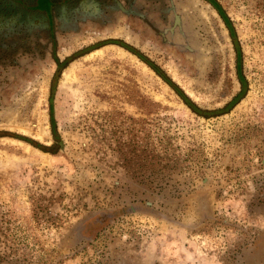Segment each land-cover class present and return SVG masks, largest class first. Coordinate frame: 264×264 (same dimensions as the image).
Returning <instances> with one entry per match:
<instances>
[{
    "label": "rangeland",
    "instance_id": "rangeland-1",
    "mask_svg": "<svg viewBox=\"0 0 264 264\" xmlns=\"http://www.w3.org/2000/svg\"><path fill=\"white\" fill-rule=\"evenodd\" d=\"M217 1L243 86L206 0L0 18V264H264V0Z\"/></svg>",
    "mask_w": 264,
    "mask_h": 264
},
{
    "label": "trees",
    "instance_id": "trees-1",
    "mask_svg": "<svg viewBox=\"0 0 264 264\" xmlns=\"http://www.w3.org/2000/svg\"><path fill=\"white\" fill-rule=\"evenodd\" d=\"M207 2H209L219 13V15L222 17L224 23L226 24L227 28L229 29L230 35L232 37L233 43H234V47L236 50V57H237V70H238V80L240 82V84L243 86L244 85V77L241 75L240 73V66H239V56H240V48L238 45V42L235 38V33L233 30V27L231 25L230 19L228 18V16L225 14L224 10L222 9L221 5L219 4V2L217 0H206ZM46 12V10H45ZM109 42H115L120 44L121 46H123L126 49H129L130 51H132L133 53H135L141 60H143L148 66H150L160 77H162L175 91L176 93L180 96V98L182 99V101L193 111L198 112V113H205V111L201 110L192 100H190L184 93L183 91L178 88L173 82H171L166 76L165 74L162 72V70L156 66L154 63H152L148 58H146L144 55H142L140 52H138L137 50L133 49L132 47L128 46L127 44L120 42V41H116V40H110ZM65 63L64 61L58 62V67L54 73V76L52 78V84H51V96H50V103H49V111H50V124L52 129H54L55 127V120H54V116H53V108H52V96L54 93V87H55V82L61 72V68L63 66V64ZM239 96V95H238ZM238 96H235L224 108H222L221 110H226L227 108H229L230 106H232ZM26 141L32 142L31 140L24 138Z\"/></svg>",
    "mask_w": 264,
    "mask_h": 264
},
{
    "label": "flooded vegetation",
    "instance_id": "flooded-vegetation-1",
    "mask_svg": "<svg viewBox=\"0 0 264 264\" xmlns=\"http://www.w3.org/2000/svg\"><path fill=\"white\" fill-rule=\"evenodd\" d=\"M35 0H0V18L14 13L23 11L26 4H32Z\"/></svg>",
    "mask_w": 264,
    "mask_h": 264
},
{
    "label": "crops",
    "instance_id": "crops-1",
    "mask_svg": "<svg viewBox=\"0 0 264 264\" xmlns=\"http://www.w3.org/2000/svg\"><path fill=\"white\" fill-rule=\"evenodd\" d=\"M47 1H48V3H49V2L52 3V2H59V1H61V0H47ZM89 1H90V0H89ZM32 4H33V3H32ZM57 4H58V3H57ZM92 5H93V4H89V3L87 4V6H89V7H92ZM32 6H37V5H36V0L34 1V4H33ZM94 12H95V11H94ZM35 14H37V13H35ZM92 14H94V13H92Z\"/></svg>",
    "mask_w": 264,
    "mask_h": 264
},
{
    "label": "water",
    "instance_id": "water-1",
    "mask_svg": "<svg viewBox=\"0 0 264 264\" xmlns=\"http://www.w3.org/2000/svg\"><path fill=\"white\" fill-rule=\"evenodd\" d=\"M175 23L179 24V17L177 15H175ZM42 150H47V147H43Z\"/></svg>",
    "mask_w": 264,
    "mask_h": 264
}]
</instances>
